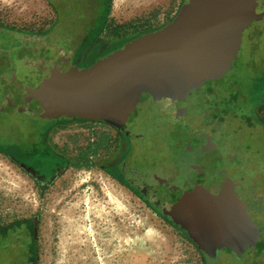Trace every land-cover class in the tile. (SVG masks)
<instances>
[{
    "label": "rangeland",
    "instance_id": "1",
    "mask_svg": "<svg viewBox=\"0 0 264 264\" xmlns=\"http://www.w3.org/2000/svg\"><path fill=\"white\" fill-rule=\"evenodd\" d=\"M183 1L109 0V19L129 33L131 30L151 29L171 22ZM252 11L255 22L243 33V44L232 69L220 83H205L186 100L182 109L183 130L176 127L164 111L154 112V116L146 121L134 118L128 127L119 128L129 129L130 132L126 133H129L128 141L131 143L139 135L143 139L152 133L180 144H163L165 147L158 155L161 157L159 162L145 158L148 161L140 175L137 168L127 170L124 164L119 180L103 171L101 165L106 164L107 159L104 149L98 151V156L93 159H80L77 167L70 164L48 188L40 189L28 173L0 153V223L32 217L37 219L34 264H203L202 247L215 231L210 221L217 227L223 225L225 218L217 216H229L236 205L218 195L220 179L215 175L214 155L203 144L202 135H209L215 148L222 151V156H229L228 161L233 160V164H237L236 180L241 184L242 198H250L254 196H250L251 192L257 193L264 188V178H256L250 170L251 164L239 163L237 154H241L236 153L235 139L231 136L237 131L245 135L247 127L241 119L248 117L252 105L264 100V13L260 18L256 5ZM52 12L51 0H0V26L35 33L47 27L53 17ZM105 68L100 64L90 83L97 101L108 94L99 82ZM11 85H20L21 88L6 93L3 90L7 87L0 89V100L4 103L0 105V132L21 123L16 113L35 92L33 82L26 79ZM209 86L211 88L207 89ZM122 91L129 95L141 116L153 109L159 110L161 101H166L162 91L144 85H128ZM229 92H236L239 102L233 109H228L227 114L224 109L227 108ZM216 115L223 119H217ZM61 131L60 138L55 139L59 145L68 141L62 147L68 156L74 155L78 149V143H70L68 135L75 138L82 135L81 147L89 142L86 135L90 132L78 123L66 125ZM173 156L176 158L172 159ZM184 157L188 164L182 161ZM177 159L183 163L178 165ZM165 161L168 163L160 164ZM53 163L55 161L47 157L42 168L47 171ZM174 163H177L176 168ZM187 170L192 181L194 179L191 189L194 201L193 211L185 213L189 225L184 227L174 221L170 212L158 210L149 199L155 196V190L158 193L161 186H170L173 176L178 177L180 173L186 179ZM130 175L139 176L138 186L152 193L141 190L132 182ZM201 197H205L204 200ZM256 200V214L262 222L264 197ZM263 241L261 236L260 242ZM2 248L4 240L0 236V264H23L18 263L19 257L11 252L6 256ZM228 264L232 262L228 261Z\"/></svg>",
    "mask_w": 264,
    "mask_h": 264
},
{
    "label": "flooded vegetation",
    "instance_id": "2",
    "mask_svg": "<svg viewBox=\"0 0 264 264\" xmlns=\"http://www.w3.org/2000/svg\"><path fill=\"white\" fill-rule=\"evenodd\" d=\"M51 3L53 17L44 29L35 33H24L0 26V89L7 87L3 93L14 88L19 89L20 85L12 87L11 83L25 79L35 85V92L16 113L21 123L16 126L10 125L5 131L0 132V153L28 173L40 189L48 188L70 164L77 167L80 159H93L98 156V151L104 149L107 159L106 164L101 165V169L117 180L122 177L123 164L127 170H134L135 166H132L131 162L137 160L139 163L136 164V168L139 169V173L147 164L148 160H144L145 158L149 157L151 162H159L161 157L158 155L165 147L163 144L171 143L176 146L177 142L128 141L129 133L126 132H130L129 129H119L123 126L128 127L129 122L135 118L134 114H128L129 111L123 102V87L120 84L128 81L119 76L116 84L112 82L115 79V69L110 61L125 44L160 29L167 23L151 29L131 30L132 33H129L127 29L111 23L109 0H51ZM254 5L258 13L264 12V0H254L249 5L251 17ZM99 11L101 13H98ZM253 22L255 20L252 19L249 27ZM242 44L243 41L241 46ZM100 64L106 68L99 82L108 94L103 93L104 95L97 101L90 83L93 73ZM1 96L2 94L0 99ZM2 103L0 100L1 106L4 105ZM263 105L264 100L256 106L252 105L248 117L244 118L245 120L241 119L247 127L244 136L238 131L231 135L235 139L236 153L241 154H237L239 163L244 161L250 163L252 166L250 170L256 174V178H264ZM77 123L90 132L86 135L89 136V142H85L84 147H81L82 135L79 134L76 138L72 134L70 135L72 137L68 135L70 143H78L76 153L68 156L62 148L64 142L68 141H63L59 145L55 137L60 138L61 129L66 125ZM247 130L248 139L245 138ZM130 135L132 136L131 133ZM215 149L222 156V151ZM47 157L52 158L55 163L46 171L42 166ZM228 157L225 155L223 159L229 167L233 181L241 189L240 182L236 180V163L233 164V160L228 161ZM177 161L179 165L184 160ZM161 163L165 165L168 161ZM174 165L176 168L177 163ZM217 166L220 169L219 175L223 177L221 166ZM187 179V173L186 179H183L180 173L178 177L173 176L170 186H161L158 193L155 190V196L161 201L171 202L169 205L183 206L179 201L187 200L185 195L193 186ZM223 188L226 191L230 189L228 185ZM251 195L254 197L241 196V200L256 213V199L264 197V188L257 193L251 192ZM163 206L160 204L155 207L163 210ZM237 211L238 205L235 206L233 213ZM260 225L264 226V219ZM37 226L38 221L35 217L0 223V236L4 240L2 250L6 252V256L11 252L19 257L18 263L34 264L37 256L35 249ZM225 232L232 236L233 231L230 228H226ZM242 238L232 239L230 243L215 245L212 248L207 247L202 252L203 264H228V261L232 264H258L262 259V247L259 248L257 244L259 241L257 234L242 235Z\"/></svg>",
    "mask_w": 264,
    "mask_h": 264
},
{
    "label": "water",
    "instance_id": "3",
    "mask_svg": "<svg viewBox=\"0 0 264 264\" xmlns=\"http://www.w3.org/2000/svg\"><path fill=\"white\" fill-rule=\"evenodd\" d=\"M250 1L254 2V0ZM250 1L184 0L171 22L160 29L135 38L125 44L117 54L115 53L114 59L110 61L115 69V79L112 82L116 84L117 77H124L128 82L120 84L122 87L144 85L147 88L158 89L166 96V101H161L162 106L159 110L153 109L149 114L141 116L129 95L123 92V102L129 111L128 114H134L135 119L139 121H146L154 116V112L164 111L170 116L176 127L183 130L182 109L190 94L202 88L207 82L221 80L232 69L233 62L237 59L241 49L243 33L253 19L249 13ZM263 13L262 11L258 13L260 18ZM183 133L189 134L187 131H183ZM196 136L199 137L200 134H196ZM136 140L165 141L170 139H163L159 134L151 133L143 139H140L139 135ZM202 142L214 155V171L216 170L215 175L220 179L217 188L218 195L224 200L238 205V211L235 214L232 211L233 214L231 213L229 216H217L225 218V223L220 225V228L209 220L214 225L215 231L211 233V237H208L202 249L206 250L207 247L212 248L215 245L230 243L232 239H243L242 235L248 236L256 233L259 240L257 244L259 248L262 247V259L258 264H264V241L260 242L261 236L264 237V226L260 225L257 214L252 212L241 200V189L233 181L229 167L225 159L215 149L211 137L206 134L202 135ZM177 145L180 144L177 142ZM181 157L183 156H178V158ZM135 161L131 164L136 169V164L139 162ZM184 161L188 164L185 157ZM217 165L221 166L223 177L219 175L220 169ZM137 170L139 169L137 168ZM186 172L187 181L193 183L194 179L192 181L190 178V171ZM138 175L140 174L138 173ZM132 179V182L138 186L140 177ZM225 185L230 187L228 191L224 190L223 186ZM138 187L147 193H152ZM189 196H191V200H189ZM153 197H150L149 201L155 205H164L163 210L170 212L177 224L184 227L189 225L186 221L189 218H186L185 213L193 211L194 195L191 190L187 191L185 195L188 201H179L183 206L169 205L171 202L161 201L157 196ZM204 198L200 199L204 200ZM207 208H209L208 203ZM175 216L179 218L175 219ZM217 228L219 229L217 230ZM226 228L233 231L232 236L226 234Z\"/></svg>",
    "mask_w": 264,
    "mask_h": 264
},
{
    "label": "trees",
    "instance_id": "4",
    "mask_svg": "<svg viewBox=\"0 0 264 264\" xmlns=\"http://www.w3.org/2000/svg\"><path fill=\"white\" fill-rule=\"evenodd\" d=\"M264 79V78H263ZM215 81H213V83H214ZM261 82V81H260ZM207 83H210V82H207ZM212 82H211V84H213ZM217 83H220V80H219V82H217ZM211 84H207V85H211ZM259 84V83H258ZM205 85V84H204ZM258 86V85H257ZM211 88V86H209L207 89H210ZM256 89H257V87H255ZM255 89V90H256ZM228 100H227V102H226V106H227V108L226 109H224V112L225 113H227L228 111V109L229 110H231V109H233L234 107H236V105H237V103L239 102L238 101V94H236V92H229V96H228V98H227ZM244 106H245V104H244ZM244 108V107H243ZM229 113V112H228ZM227 113V114H228ZM217 119H220V120H222L223 119V117H219L218 115H216L215 116ZM213 119V118H212ZM157 211V210H156Z\"/></svg>",
    "mask_w": 264,
    "mask_h": 264
}]
</instances>
